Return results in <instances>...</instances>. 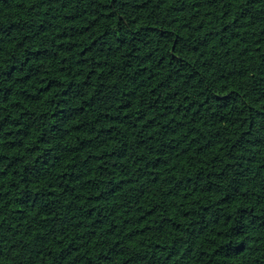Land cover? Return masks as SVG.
Segmentation results:
<instances>
[{
  "label": "trees",
  "instance_id": "trees-1",
  "mask_svg": "<svg viewBox=\"0 0 264 264\" xmlns=\"http://www.w3.org/2000/svg\"><path fill=\"white\" fill-rule=\"evenodd\" d=\"M0 264H264V0H0Z\"/></svg>",
  "mask_w": 264,
  "mask_h": 264
}]
</instances>
